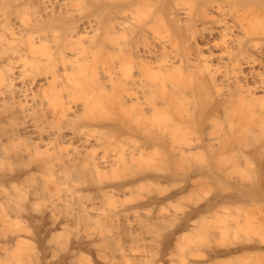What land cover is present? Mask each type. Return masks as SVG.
Returning a JSON list of instances; mask_svg holds the SVG:
<instances>
[{"label":"bare ground","instance_id":"6f19581e","mask_svg":"<svg viewBox=\"0 0 264 264\" xmlns=\"http://www.w3.org/2000/svg\"><path fill=\"white\" fill-rule=\"evenodd\" d=\"M254 155L264 159V0H0V232L7 243L18 234L5 222L27 213L48 233L83 228L76 245L98 253L86 264H119L96 251L101 242L132 261L122 237L141 229L123 197L171 181L157 173V160L182 178L172 198L208 185L212 175L217 185L234 179L243 191L264 189L260 175L251 190L236 176L248 165L264 168L250 161ZM30 189L40 208L14 203ZM239 193L194 202L174 228L179 218L169 219L168 232L194 226L195 216L217 205L233 217L216 225L204 255L231 264L240 254L241 264L250 254L263 264L264 229L245 199L235 200ZM157 201L150 197L147 206ZM74 245L61 260L77 263ZM4 247L5 264H30L37 253Z\"/></svg>","mask_w":264,"mask_h":264},{"label":"rangeland","instance_id":"374dc122","mask_svg":"<svg viewBox=\"0 0 264 264\" xmlns=\"http://www.w3.org/2000/svg\"><path fill=\"white\" fill-rule=\"evenodd\" d=\"M254 157H256V155H254ZM254 157L253 156L250 157V161H252L255 164L256 160L259 157H256V158H254ZM238 158H240V157H238ZM236 159L233 158L232 161L234 162V160H235V162H238V160L236 161ZM241 159H242V157H241ZM259 159H258L259 162L264 161L263 158H262V161H260L261 159L260 160ZM241 161L242 160H240L239 162H241ZM149 162H152V160H150V161L145 160L144 161V163L146 165H148ZM162 162H163L162 160H157V168H159L158 170L161 171V172H157V173L164 175V176H172L173 178L171 179V181H169L166 185H157L153 182H151L152 184L146 183V184H143L142 187H140L137 191L135 190L131 194L127 193L128 195L123 197V198H125L123 200V204L125 206H129V208L130 207L135 208V210H133L134 212L133 211L130 212V215H129L130 221L132 220L131 222H135V224L133 223L135 225L134 227L140 226L139 228L141 229L140 233L135 232L133 234H128V235L125 234V236L122 237L123 242L120 240L122 242L121 244H124L123 247L125 246L124 249H126L125 253L127 252V256H129V258H136L133 260L138 262L139 264H181V263L184 264L187 262V259H189L194 264H224L225 263L224 261L222 263L223 259L221 260L220 263L218 262V261H220L219 258L209 259L207 256L204 255L206 250H205V248L203 249V246L206 245V243H208L210 240H212V238H213L212 233H213V230L216 227V225L219 224L222 220L227 219V217L229 218V216H230V218H231V216L233 217V215H231V214L228 215L226 212H223L221 207H219L217 205L216 206L215 205L208 206L205 213H203L202 215L195 216L193 218L192 224H194V226L193 225H190V226L189 225H183L173 236L170 233H171V230L176 226V224L182 219L181 217H183V215H185L183 213H186L193 206L198 205V204L196 205L195 203L198 202L199 204L200 203L202 204V203H206L210 199H219L220 198L219 195L223 196L224 194L230 195L232 193L231 195L237 196L235 193L238 194L241 190H242V194L239 193V197H235L236 198L235 200H237L238 202H241L242 200L245 199L244 201L248 204L247 205L248 208L247 207L246 208H247V210L248 209L250 210V212L249 213L247 212V214L251 213L250 216L252 215L254 217L253 219H256V217H257L256 220L260 219L261 220L260 222H259V220L258 221L254 220V223L257 222V224H260V226H262L264 229V189L259 190V191L253 190L254 192H256V194H258L257 196H254L255 194H252L253 191L251 190L252 187H255L257 185V184H254V182L260 178L259 175L261 176V178L264 177V168H261L262 167L261 163L260 164L257 163L259 166L257 164H255L258 166L257 168H256V166L251 168V166L248 165L249 163H247V165L250 168H248V166L240 168L241 172H239V170H238V173H237L238 175H236V176H240L239 174H241L240 180L243 179L242 177H244L243 180L245 182H248V183H245L246 187L248 186L246 189H250L251 191H245V190L243 191V189L239 188L240 185L237 187L235 185L236 180H234L233 178L232 179L234 180V183L232 182L233 180L232 181L229 179H227V181H226V179L224 180L225 183L229 182L228 184H231L232 186L227 185V184H226L227 186L224 184H220V185L218 184L219 185L218 186L217 183H219V181L218 180H217L218 182L217 181H215V182L211 181V180H213L215 175H212L213 178H210L211 177L210 176L211 174H210L209 175L210 179L208 178L209 181H207L208 185L203 186V187H198V188L194 187L195 189L190 186L191 188L190 189L188 188L189 190L188 189L184 190V192L179 193L178 196H174L172 198H167V195L170 192H173V191L181 188V182H182L181 179L182 178H180V175H176L177 170H174V168L171 165L169 166V169H167L168 166L165 165L164 163L162 164ZM212 162H210V160L208 159V163L211 164ZM244 162L245 161H243L242 163L244 164ZM245 164H246V162H245ZM254 164H253V166H254ZM163 170H165V171H163ZM174 171H176V172H174ZM233 174L235 175V172L232 173V175ZM236 176L235 177L232 176V177L236 178ZM254 177L255 178L258 177V178L255 180ZM247 178H248V181H247ZM240 180L238 178L237 182H240ZM243 180L241 182L244 183ZM250 180H254V182L251 183L252 181H250ZM261 180L263 181L264 178ZM262 181H261V183H262ZM213 182L214 183L217 182V183L213 185ZM220 183H222V182H220ZM223 185L226 188L223 187ZM262 186L264 188V183ZM230 187H232V189ZM167 188L169 189V191ZM166 189H167L168 193L165 192ZM238 189H240V190H238ZM243 192L244 193L246 192V193L244 194ZM260 193H262V194H260ZM20 194H21V196H19L20 198L14 199L15 200L14 203H16V200L18 199L19 202L17 201V203L26 204L28 206H32L33 208H36V207H34V205L37 206V208H40L42 206L41 205V203L43 202L42 200L39 199V201H37L39 203V205H36L38 203H36L35 200L32 201L33 199H38V198L37 197L32 198V197H35V195L34 196L32 195L31 189L25 190L23 193L21 192ZM259 194H260V196H259ZM154 196L157 197V199H158L157 204L155 203V205L153 204V206L152 205L147 206V200L150 197H154ZM240 198H242V199H240ZM120 201L122 203V200H120ZM11 202L13 203V201H11ZM28 202H32V204L28 203ZM255 202L260 203V204H258L260 206L257 209H255L256 206L253 205V203H255ZM8 204L10 205L11 203H8ZM138 205H140V206L138 208H136V206H138ZM5 207L6 206H4V208ZM10 207H11V205H10ZM0 208H3V207H0ZM8 208H9V206H8ZM33 211H34V209H32V212ZM135 211H137V212H135ZM16 213L14 212V215H16ZM24 213H26V212H24ZM24 213H22V214H24ZM33 213H35V211ZM155 214H156V216H155ZM17 215L19 216V214H17ZM25 215L19 216V218H17L18 216H15L14 218H17V219H12V221L5 222V225L9 224L8 226L11 228V229H9L8 226H5L6 228H8L7 229L8 231L10 230L9 233L16 231L17 233L14 232L12 234L15 236L18 234L16 236V238L19 237L20 239L18 238L19 241H17V239L15 238V240L10 241L11 243L10 242L7 243L2 238V237H5L4 232L3 233L0 232V239H2L0 241V248L2 249V245H4V246L7 245L6 249H8V247H10L11 249L14 248L15 253H16V251L19 252V249L21 251H24V250L27 251V249L28 250L31 249L32 254H34V251H37V253L35 252L36 254H34L32 256V259L34 261L32 259L31 260L29 259L30 264H37V263L38 264H50V263L51 264L52 263L53 264H57V263L58 264H72V262H69L68 260H63V259L61 260V258L63 257V254H65V252L69 251L71 249V247H73L74 244L76 245V244L80 243L78 240H80V237L83 236V234H85L86 231L81 227L78 229L77 227H79V226L76 224H71V225L69 224V225H67L68 229H67V227L66 228L64 227V230L62 233L60 232V230L62 231L63 228L62 229L59 228L56 231L53 230L52 232L48 233V231L45 229V227L41 223V220H39L36 216H30V215L25 216ZM158 215L159 216L161 215V218L164 217V219H166V220H163V222H162V219L160 218L158 220V224L155 223L156 225L154 224L155 226H153V223L151 222L152 218L159 217ZM234 215L237 216V213ZM244 215L242 216V218L245 217ZM250 216H248V217H250ZM175 217L179 218V220L177 222H174V224L172 225L173 228H170L171 227L170 224H169L170 227L167 225L169 222V219L173 223L174 219H176ZM246 217H245V221L247 223H249L250 221H248V219H246ZM149 218H151V220H149ZM250 218H249V220L252 221L253 219H250ZM37 220L39 222H37ZM147 220H148V222L152 223V225L150 223L151 226L149 225V223L148 224L146 223ZM1 221H2V223L0 225H2L4 222L3 220H1ZM13 221H16V222H13ZM164 221H166L167 223L166 222L164 223ZM10 222H12V223H10ZM17 222L18 223L20 222V224H18ZM14 223H16L17 226ZM138 223H139V225H138ZM160 223L161 224L164 223V225H167L168 227L167 226L165 227L164 225H159ZM252 223H253V221H252ZM252 223H251V225L254 226L255 224H252ZM10 224L11 225L13 224V225L11 226ZM257 224L255 226H257ZM20 226H26V228L20 227ZM257 227H258V229H260L259 226H257ZM6 228H4V229L6 230ZM20 228H22L23 230H21ZM143 228H144V230L142 232ZM116 229H117L116 226H112V234L116 231ZM168 229H171V230L169 231ZM253 229L255 230L254 227H253ZM78 230H80V231H78ZM261 231H262V228H261ZM6 232L7 231H5V233ZM45 232H47L48 234ZM65 233L66 234L68 233V235L66 236ZM73 233H75V234H73ZM79 234L81 236H79ZM136 234H137V236H136ZM76 235L79 236V239H77L78 236H76ZM168 236H169V238L172 237L171 239H168L169 242H167V239H166ZM71 238L73 239L74 244L72 243ZM75 238H76L77 242L76 241L74 242ZM165 239H166V241L164 243L163 240H165ZM66 240H70V242H68L69 244L67 243ZM5 242L7 243L6 245L4 244ZM118 242H119V240H118ZM166 242L168 243V245ZM121 244H118V246ZM163 244H165V245H163ZM8 245H10V246H8ZM60 245H63L64 248L61 247ZM65 245H67V246H65ZM115 245H117V244H115ZM4 246H3L2 250H5ZM16 247H18L19 249L17 248V250H16L15 249ZM53 247H55V248H53ZM56 247H58V248H56ZM69 247H70V249H69ZM115 247L112 244L108 245L105 242H101V244L98 246L96 251L99 250L98 252L100 254H102L104 257H108V259H110V258L114 259V256H118V257H115L114 261L117 262L119 260L118 261L119 264L120 263L121 264H127V263L131 264L132 262H134L133 260L132 261L126 260L128 262L120 261L121 259L122 260H124V259L121 258V255H116L114 253ZM76 248H77V253H78V249H79V253H78L77 257L75 258V260L77 262L75 264H81L82 262H84V264H86V263H88L89 260H91L93 258L96 259V257H98L97 252H93V253L88 252L89 250L86 247V244L84 246V243L76 245ZM1 249H0V251H2ZM42 250H44L45 252ZM116 251L117 250H115V252ZM61 252H63V253L60 254ZM1 253H0V257L4 258V259L0 258V264H2V263L5 264V257L3 255V252H1ZM13 253H10V254H13ZM43 253H45V256L43 255ZM40 255H42V256H40ZM60 255H61V258L59 257ZM239 255L238 256L236 255L234 258H236V257H237L236 259H238V257L240 258ZM243 255H245V254H243ZM249 256H250V254L248 256L247 255L243 256L244 257L243 261L240 259L241 261H239V262H243L241 264H244V262H246V261H244L246 259L245 257L249 258ZM46 257H48V258H46ZM137 257H139V258H137ZM58 258H60V259H58ZM234 258H232L230 263L231 264H238V262H236ZM116 259H117V261H116ZM51 260H52V262H51ZM54 260H59V261H54ZM81 260H82V262H81ZM246 260H248V259H246ZM64 261H65V263H64ZM93 261H95L96 263L98 262V260L97 261L93 260ZM248 261L250 262L251 260H248ZM248 261L245 264H248L249 263ZM252 261L254 262L253 258H252ZM252 261L249 264H253ZM41 262H43V263H41ZM99 263H97V264H99ZM256 263L257 262H255L254 264H256ZM258 263H260V262H258Z\"/></svg>","mask_w":264,"mask_h":264}]
</instances>
